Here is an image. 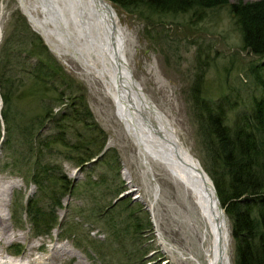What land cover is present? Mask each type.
I'll use <instances>...</instances> for the list:
<instances>
[{
    "label": "rangeland",
    "instance_id": "1",
    "mask_svg": "<svg viewBox=\"0 0 264 264\" xmlns=\"http://www.w3.org/2000/svg\"><path fill=\"white\" fill-rule=\"evenodd\" d=\"M113 6L118 24L128 38L126 56L134 77L149 98L171 118L179 138L193 152L203 169L219 170L221 164L214 159L215 143L205 135V130L200 126L203 119L192 105L191 84L199 70L203 77L202 96L212 100L227 96L235 102V107L226 114L230 126L234 113L249 111L253 98L264 95V87L253 72V68L263 62L264 57L259 59L242 48L240 30L225 6L205 9L203 16L194 14L193 10L158 14L143 8L138 12H127ZM21 16L26 18L32 29L18 0H0V47L9 46L12 64L7 67L17 72L16 83L18 80L22 83L16 86V94L11 102L15 115L13 126L27 123L30 118L46 110L40 107L42 98L29 93L31 82L19 77L21 64L30 66L35 62L30 57L25 60V51L34 46L29 43L31 34L25 26L23 28ZM46 44L67 78L77 82L80 90H83L95 121L107 133L105 147L118 153L119 175L112 181L113 175L108 167L99 165L85 181V170L74 166L69 159L61 156L50 158L59 167L60 175L77 183V189L73 195L65 194L62 207L55 208L58 223L61 224L57 223L52 230L38 235L24 212L19 215V212L13 214L11 211L17 203L23 205L26 198H39L38 191L21 172L12 170L9 164L11 158L6 155L10 150L2 148L0 143V182L11 179L14 183L6 196L7 204L2 212L9 229L16 235L5 245V250L14 257L22 255L28 243L44 242L46 246L67 244L71 252L66 257L71 258L58 264H76L78 259L84 264H191L193 260L188 256L190 250H194L191 245L188 246L184 214L170 182L155 163L143 161L140 152L117 121L110 101L97 90L93 79L84 75L78 59L69 54L60 56ZM151 66L156 70L153 78L144 73ZM259 72L262 73L261 70ZM157 77L164 84L165 91L159 90L157 83H154ZM24 87L28 88L27 93ZM52 99L54 96L49 93L45 102ZM40 131L47 133L49 124ZM4 134L5 126L0 116V140L4 139ZM15 134L17 136V129ZM117 187L122 191L114 199ZM118 199L121 202L112 206ZM135 216L142 223L148 220V225L141 229L134 228L132 222ZM225 220L230 233L231 225L226 215ZM23 234V238L16 237ZM229 244L233 264L231 233Z\"/></svg>",
    "mask_w": 264,
    "mask_h": 264
},
{
    "label": "trees",
    "instance_id": "2",
    "mask_svg": "<svg viewBox=\"0 0 264 264\" xmlns=\"http://www.w3.org/2000/svg\"><path fill=\"white\" fill-rule=\"evenodd\" d=\"M108 1L127 12H138L142 8L158 14L193 10L198 16H203L205 9L225 6L240 30L242 48L259 59L264 57V0ZM20 22L31 34L29 43L35 48L25 51V60L30 57L35 62L30 66L21 64L19 77L31 82L29 93L42 98L40 107L46 110L30 118L27 123L13 126L15 115L11 102L16 94V86L22 83L19 80L16 83L17 72H12L7 67L12 64L9 46H1L0 100L3 107L0 108V116L5 134L0 143L2 148L10 150L6 155L11 158L9 164L12 165V170L21 172L28 183L32 182L39 195L36 199H24L23 205L17 203L11 211L13 214L19 212V215L24 212L31 221L33 230L39 235L55 228L58 223L55 208L62 207V197L65 194L73 195L77 189V183L60 175L59 167L50 158L61 156L69 159L74 166L85 170V181H88L90 172L99 165L107 166L113 175L112 181H115L120 164L118 153L105 147L107 133L95 121L83 90H80L77 82L67 78L61 64L46 48L41 36L29 27L26 18L21 16ZM253 70L256 80L264 87V61ZM196 74L191 84L190 96L192 105L203 119L201 128L205 130L209 141L213 140L215 143L214 159L221 164L219 170L214 168L213 171L207 170V173L231 225L233 264H264V95L253 98L249 111L234 113L229 126L226 114L235 107V102L227 96L217 100L202 96L203 77L199 70ZM27 91L28 88L25 89L26 93ZM49 93L54 99L46 103ZM46 124H49V131L43 133L40 129ZM121 191L120 187L114 190V199ZM120 200L112 206L117 205ZM147 222L148 220L139 222L135 216L132 225L141 229Z\"/></svg>",
    "mask_w": 264,
    "mask_h": 264
},
{
    "label": "bare ground",
    "instance_id": "3",
    "mask_svg": "<svg viewBox=\"0 0 264 264\" xmlns=\"http://www.w3.org/2000/svg\"><path fill=\"white\" fill-rule=\"evenodd\" d=\"M19 6L60 56L77 58L85 76L110 101L114 115L140 152L170 182L182 207L191 264H231L229 225L212 181L193 152L179 138L171 118L142 88L129 66L128 38L107 0H18ZM1 21V19H0ZM0 22V36H1ZM155 67L145 74L153 78ZM159 90L164 84L154 79ZM201 169V170H200ZM203 170V171H202ZM12 180L0 182V264L67 262V244L28 243L22 255L5 250L16 234L2 210ZM23 235L16 237L23 238ZM40 251H43L40 253ZM76 264H84L78 259Z\"/></svg>",
    "mask_w": 264,
    "mask_h": 264
},
{
    "label": "water",
    "instance_id": "4",
    "mask_svg": "<svg viewBox=\"0 0 264 264\" xmlns=\"http://www.w3.org/2000/svg\"><path fill=\"white\" fill-rule=\"evenodd\" d=\"M201 170V169H200ZM203 171V170H202ZM211 181V180H210ZM213 184V183H212ZM213 188H214V185H213ZM215 191V190H214Z\"/></svg>",
    "mask_w": 264,
    "mask_h": 264
}]
</instances>
